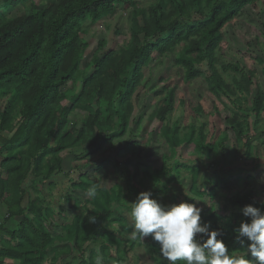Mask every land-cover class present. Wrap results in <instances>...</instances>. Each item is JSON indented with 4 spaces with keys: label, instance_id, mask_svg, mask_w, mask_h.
I'll list each match as a JSON object with an SVG mask.
<instances>
[{
    "label": "trees",
    "instance_id": "trees-1",
    "mask_svg": "<svg viewBox=\"0 0 264 264\" xmlns=\"http://www.w3.org/2000/svg\"><path fill=\"white\" fill-rule=\"evenodd\" d=\"M133 1L0 0L4 12L20 8L12 17L0 14V100L11 97L9 105L0 111V234L8 238L6 243H0V262L35 264L41 260L55 239L43 224L56 219L67 244L61 251L66 255L62 264L72 259L79 264H94L96 249L102 259L118 263L124 245L129 250L134 248L133 241L125 237L131 232L125 218L118 215L110 219L118 224L111 230L100 225L125 207L121 193L98 188L95 199L83 200L91 205V210L69 222L61 215L55 218L38 197L43 185H50L53 177L61 174L62 152L79 148L98 152L119 137L118 129L122 133L126 130L133 113L132 101L141 96L140 85L146 71L175 47L180 46L174 63L182 68L184 80L201 78L218 102L226 100L236 112L222 116L212 106L207 113L206 133L204 126L197 129L190 124L180 137L178 122L170 125L168 121L174 89L168 82L163 83L164 95L155 116L162 124L159 135L170 153L183 147H191L197 153L212 147L225 160L230 152L224 125L236 142H242L244 156L251 150L248 132L257 129L264 110V91L252 70L238 63H219L215 52L224 42L223 27L247 6H260L264 16V0H158L148 11L133 14L130 42L125 48L107 51L105 42L99 41L85 65L91 72L81 69L86 49L82 25L112 14L118 6L129 9ZM222 73H231L227 74L229 82ZM76 85L80 86L76 101L67 102L66 93ZM75 112L83 117L78 130L68 127V117ZM140 121L141 116L136 123ZM10 132L9 137L3 135ZM171 171L175 173L172 178L177 191L184 195L180 202L193 204V199L203 196L196 183L200 167L189 165L182 173L176 163ZM143 176L160 179L157 173L152 177L146 172ZM221 182L228 190L233 189L231 179L224 177ZM90 184L84 179L73 183L65 202L72 203L77 191L86 190ZM166 188L162 184L156 192ZM140 189L141 184L129 187L128 197L136 199ZM227 203L239 212L237 216L212 213L203 217L202 223H208L210 231L222 233L219 238L228 246L230 255H241L243 251L234 242L232 229L246 219L241 214L244 206L261 208L264 201L260 203L247 192L232 194ZM76 204L74 201L73 209ZM11 220L14 221L10 223ZM148 239L153 260L168 264L160 256L158 244L150 236ZM73 252L74 257L69 256Z\"/></svg>",
    "mask_w": 264,
    "mask_h": 264
},
{
    "label": "rangeland",
    "instance_id": "rangeland-1",
    "mask_svg": "<svg viewBox=\"0 0 264 264\" xmlns=\"http://www.w3.org/2000/svg\"><path fill=\"white\" fill-rule=\"evenodd\" d=\"M157 2L158 0H134L129 9L118 6L112 14L94 23L85 22L81 28L82 40L86 44V49L80 68L85 69V65L89 64L91 54L99 41L105 42L104 50L107 51L125 48L130 42L129 28L133 14L148 11ZM24 6L29 7V3L24 2ZM18 9L20 8L16 7L8 12L0 9V14L4 12L3 15L6 17H12ZM222 31L224 42L215 52L217 61L238 63L252 70L264 91V16L260 6L256 9L250 6L244 7L235 19L223 27ZM179 48L180 46L175 47L173 51L154 61L146 71L140 85L142 87L141 96L132 101L133 113L130 123L123 133L121 129L117 130L118 138L110 144H105L95 153L79 148L64 151L59 155L62 160L61 174L54 176L50 185L45 183L41 189V197H38L42 205L50 209L55 218L61 215L62 219L69 222L75 217L85 216L86 211L91 210V205L83 202L85 198L90 199L85 195L86 190H78L71 199L72 203L64 200L70 192V186L84 179L87 183H96L99 188L122 195L120 198L125 207L117 209L108 219L103 220L100 223L101 227L109 230L118 228V224L111 222L110 219L119 215L126 219L131 230L128 203L133 202L135 197L132 195L128 197L129 187H137V184H141L139 193L150 191L151 198L164 205L181 203L184 195L177 191L174 178H172L175 177V173L171 171V166L176 163L179 164L182 173L184 167L189 165H196L201 169L196 183L203 196L193 199V204L202 209L201 218L212 213L237 216L239 212L227 203L232 194L250 192L260 203L264 201V110L259 116L257 129L247 131L248 136L251 137V150L247 156H244L246 154L242 142L235 141L227 125H224L222 129L226 133L230 152V155L227 152L228 156L225 160H222L218 150L212 147L206 152L198 153L191 147H183L171 154L166 142L160 137L159 129L162 124L156 120L155 115L164 95L163 92L161 93V87L166 82L174 89L173 110L168 121L170 125L178 122L180 137L190 124L197 129L204 126L202 129L206 133L207 113L212 110V106L217 107L222 116H229L230 113L236 112L234 106L226 100L218 102L208 92L201 78L191 81L184 80L182 68L174 63V55L179 52ZM85 70L88 73L91 72L88 67ZM227 74L231 73H222V77L229 82ZM79 92L80 86L76 85L72 91L66 93V101L71 103L76 101ZM10 101L11 97L2 98L0 111L5 109ZM223 102L225 105L221 104ZM240 103L242 107H245L244 102ZM139 116H141V121L137 124ZM82 120V114L75 112L68 117V127L78 130L81 128ZM10 134L11 132L3 135L9 137ZM146 172L152 177L157 173L160 177L159 181L144 177ZM224 177L233 181L234 186L231 191L221 182ZM162 184L167 188L157 193L156 191L161 189ZM211 189L214 192L211 193ZM31 197L34 198V194H31ZM74 201L77 204L73 209ZM12 221L14 220L10 223ZM58 222L56 219L43 224L48 234L55 239L47 249L46 255L35 264H62L65 259L66 255L61 251L66 248L67 244L62 239L64 235L57 225ZM125 237L133 241L134 248L129 250L128 245H124L123 257L118 263L102 259V264H159L151 257L148 246L152 243L148 237L143 241L133 239L130 233H127ZM7 240L8 238L0 234V243H6ZM152 248L155 249L153 246ZM69 256L74 257V252ZM85 256L88 257V253ZM72 257L69 258L72 259ZM97 257L100 255L96 249L93 263ZM67 263L79 264V261L72 259ZM0 264L19 263L4 260Z\"/></svg>",
    "mask_w": 264,
    "mask_h": 264
},
{
    "label": "clouds",
    "instance_id": "clouds-1",
    "mask_svg": "<svg viewBox=\"0 0 264 264\" xmlns=\"http://www.w3.org/2000/svg\"><path fill=\"white\" fill-rule=\"evenodd\" d=\"M98 188L91 183L85 195L95 199ZM151 197L150 191L140 192L133 202H127L130 235L142 241L150 236L168 264H264V203L261 208L246 205L241 209L246 219L232 232L243 254L230 255L219 238L222 233L202 223L200 207L187 202L164 205ZM94 264H102V258L97 257Z\"/></svg>",
    "mask_w": 264,
    "mask_h": 264
},
{
    "label": "built area",
    "instance_id": "built-area-1",
    "mask_svg": "<svg viewBox=\"0 0 264 264\" xmlns=\"http://www.w3.org/2000/svg\"><path fill=\"white\" fill-rule=\"evenodd\" d=\"M5 217H7V216L5 215Z\"/></svg>",
    "mask_w": 264,
    "mask_h": 264
}]
</instances>
